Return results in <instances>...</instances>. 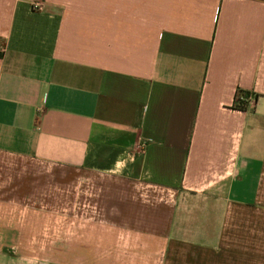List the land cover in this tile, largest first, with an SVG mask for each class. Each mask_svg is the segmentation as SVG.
<instances>
[{"label":"crops","instance_id":"crops-1","mask_svg":"<svg viewBox=\"0 0 264 264\" xmlns=\"http://www.w3.org/2000/svg\"><path fill=\"white\" fill-rule=\"evenodd\" d=\"M0 264H264V0H0Z\"/></svg>","mask_w":264,"mask_h":264},{"label":"rangeland","instance_id":"rangeland-1","mask_svg":"<svg viewBox=\"0 0 264 264\" xmlns=\"http://www.w3.org/2000/svg\"><path fill=\"white\" fill-rule=\"evenodd\" d=\"M91 184H89L88 187H90ZM52 188L54 186H51ZM55 187L57 189H53L50 190V198H51V206L48 207V210L50 209V218L49 221L44 227L42 223L38 224L37 230L35 231V236L37 237H30L31 235V230H30V224L28 222H22L19 223L20 225V229H21V225L22 230H19V232H16L14 234H10L9 231H6L4 233L3 239H2V243L3 245H7V246H19L20 250H24L26 251L28 247H34L37 249V247H41V246H48V247H56L58 246V225H59V199L60 198H66V199H70V198H79V197H85L86 196V190L82 189H78V186H76L75 184H67L66 187H60V186H56ZM60 187V188H59ZM76 187V188H75ZM90 194V188L87 189V196H89ZM62 208V207H61ZM68 209L74 208L73 206H68ZM29 225V226H28ZM28 227V229H27ZM45 230H44V229ZM19 234V235H18ZM44 235V236H42ZM46 235V236H45ZM28 257V256H33L35 258V260H48L50 259L51 261H57L58 257L56 253H51L50 255L45 254L43 255L41 252L39 253H29L28 255H26V253L24 254H20L19 257ZM21 259V258H20ZM26 259V258H24Z\"/></svg>","mask_w":264,"mask_h":264},{"label":"built area","instance_id":"built-area-1","mask_svg":"<svg viewBox=\"0 0 264 264\" xmlns=\"http://www.w3.org/2000/svg\"><path fill=\"white\" fill-rule=\"evenodd\" d=\"M32 7L34 10H40L43 8V2L42 1H35L33 4H32ZM240 99L242 101H245V97L244 96H241Z\"/></svg>","mask_w":264,"mask_h":264},{"label":"trees","instance_id":"trees-1","mask_svg":"<svg viewBox=\"0 0 264 264\" xmlns=\"http://www.w3.org/2000/svg\"><path fill=\"white\" fill-rule=\"evenodd\" d=\"M240 107H241L242 109H244V108H245V105H244V104H242V105H240Z\"/></svg>","mask_w":264,"mask_h":264}]
</instances>
